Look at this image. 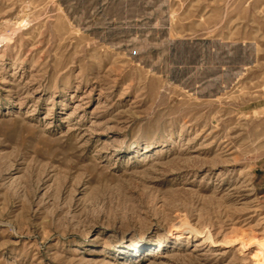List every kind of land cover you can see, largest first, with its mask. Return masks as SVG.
Instances as JSON below:
<instances>
[{
  "label": "rangeland",
  "instance_id": "1",
  "mask_svg": "<svg viewBox=\"0 0 264 264\" xmlns=\"http://www.w3.org/2000/svg\"><path fill=\"white\" fill-rule=\"evenodd\" d=\"M1 35L0 264H264V0H0Z\"/></svg>",
  "mask_w": 264,
  "mask_h": 264
},
{
  "label": "bare ground",
  "instance_id": "2",
  "mask_svg": "<svg viewBox=\"0 0 264 264\" xmlns=\"http://www.w3.org/2000/svg\"><path fill=\"white\" fill-rule=\"evenodd\" d=\"M4 35H5V34H4ZM2 36H3V35H1V37H0L1 39L5 37V36H4V37H2ZM5 38H6V37H5Z\"/></svg>",
  "mask_w": 264,
  "mask_h": 264
}]
</instances>
